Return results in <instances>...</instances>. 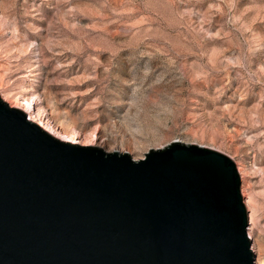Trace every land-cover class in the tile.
<instances>
[{"label":"rangeland","instance_id":"374dc122","mask_svg":"<svg viewBox=\"0 0 264 264\" xmlns=\"http://www.w3.org/2000/svg\"><path fill=\"white\" fill-rule=\"evenodd\" d=\"M0 95L135 161L227 156L264 264V0H0Z\"/></svg>","mask_w":264,"mask_h":264},{"label":"water","instance_id":"95a60500","mask_svg":"<svg viewBox=\"0 0 264 264\" xmlns=\"http://www.w3.org/2000/svg\"><path fill=\"white\" fill-rule=\"evenodd\" d=\"M227 156L63 142L0 97V264H255Z\"/></svg>","mask_w":264,"mask_h":264},{"label":"bare ground","instance_id":"6f19581e","mask_svg":"<svg viewBox=\"0 0 264 264\" xmlns=\"http://www.w3.org/2000/svg\"><path fill=\"white\" fill-rule=\"evenodd\" d=\"M0 97L11 108H15V109H18V110H21L22 112H24L31 122L39 125L44 131H46L51 136H53V137H55V138H57L63 142H66V143L85 146L84 144H82L79 141L70 140L69 137L65 134V132H62V131L59 132V128H57L49 119L43 118L42 116H40V114H38V112H37V109H36L34 103L23 102L21 100H16L14 103H9L3 95H0ZM97 144H98V142L96 144H93V145L91 144V145L94 146ZM252 225H253V223L251 222V226ZM251 230H252V228L249 229V237L253 241L254 239L250 233ZM253 251L255 252V248H253Z\"/></svg>","mask_w":264,"mask_h":264}]
</instances>
